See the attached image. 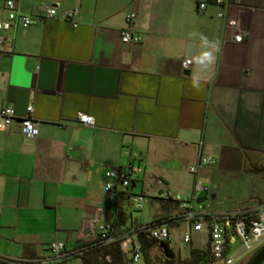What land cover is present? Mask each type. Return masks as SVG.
<instances>
[{
  "label": "crops",
  "instance_id": "obj_1",
  "mask_svg": "<svg viewBox=\"0 0 264 264\" xmlns=\"http://www.w3.org/2000/svg\"><path fill=\"white\" fill-rule=\"evenodd\" d=\"M71 9L76 26L61 17ZM17 10L36 22L0 32V109L21 118L32 107L38 134L0 131V257L42 258L52 242L71 250L90 219L112 221L116 208L121 230L146 224L126 213L128 197L106 202L108 170L140 166L128 194L148 179L164 218L174 206L160 197L178 194L159 188L191 195L195 181L203 188L264 158V0H19ZM127 28L139 43L120 42ZM204 153L217 158L213 177L210 166L191 176Z\"/></svg>",
  "mask_w": 264,
  "mask_h": 264
},
{
  "label": "built area",
  "instance_id": "obj_2",
  "mask_svg": "<svg viewBox=\"0 0 264 264\" xmlns=\"http://www.w3.org/2000/svg\"><path fill=\"white\" fill-rule=\"evenodd\" d=\"M19 0H2L6 12V18L0 21V32H8L15 27L23 29L31 26L36 19L24 16L17 10ZM221 6H227L228 0H211ZM204 9L205 2L198 5ZM40 13L46 18L53 19L57 16V10L44 4L40 8ZM77 11L74 9L63 10L61 17L63 21L70 22L74 26ZM222 17V15H219ZM134 18L133 14L127 16V22ZM235 42L242 40L241 35H236ZM3 39H0V44ZM120 42L122 44H137L139 37L132 34L131 29L127 28L120 32ZM191 61L185 60L181 63V69L187 70ZM78 120L83 125H92L93 119L85 115H79ZM12 124L19 126L21 134L28 139L35 138L38 134V122L33 118V108L27 107L24 117H17L12 108L0 109V131L7 130ZM214 161L209 157L198 156L195 166L189 169L190 174H195L200 166H211ZM141 172L140 166L127 164L122 168L108 170L105 172L106 182L103 187L106 202L115 204L119 196H126L132 207L139 211L142 209L144 196L128 194L135 177ZM203 190L201 183L194 182L191 195L182 197L180 195L163 193L160 197L164 203H171L174 212L162 218L158 223H147L140 226L131 227L127 230L118 232L114 222H101L98 216H94L89 221V233L81 241L78 247L67 250L63 243L52 242L49 244L48 251L50 256L37 259L10 260L0 257L3 264H58L72 256L82 255L84 251L91 248H100L105 244L120 242V249L126 254L131 264H140L142 250L139 236L158 243H167L173 248L169 234L170 226H177L182 223L188 225V229L182 234L183 243H191V232H208L210 256L215 264H233L241 255L251 252L264 241V205H256L245 209L230 212H211L199 203V192ZM107 259V258H106ZM170 258L163 257V262Z\"/></svg>",
  "mask_w": 264,
  "mask_h": 264
},
{
  "label": "rangeland",
  "instance_id": "obj_3",
  "mask_svg": "<svg viewBox=\"0 0 264 264\" xmlns=\"http://www.w3.org/2000/svg\"><path fill=\"white\" fill-rule=\"evenodd\" d=\"M204 157H209L214 161V164L206 168L205 176L213 177V169L217 166V158L209 153H204ZM258 162L264 166V158H258ZM209 169V170H208ZM235 173L231 175H216V179L212 180L208 186L203 188L207 191L200 192L202 205L207 210L218 212H227L233 210H240L242 208L254 207L256 205H264V173L252 174L245 172L242 168L236 167ZM203 172H200V175ZM191 175V174H190ZM189 175V176H190ZM193 175V174H192ZM191 175V176H192ZM207 177V178H208ZM156 185L149 183V180L143 181V187L140 182L136 184L133 192L135 195L145 194L144 201L142 202V209L137 211L129 204L126 213L131 214L132 219L140 223H151L156 218H161L166 214V210L162 207L160 202L155 200ZM159 190H169L176 194H181L180 190L175 186L169 188L161 187ZM187 196V195H186ZM215 196V199H212ZM185 197V196H182ZM188 229L187 224H180L178 227H173L169 230L173 252L179 259L188 256L190 247L201 249L205 246L208 240V232L205 230L202 233L191 232V243L186 244L182 241V234ZM264 245V241L251 252H247L237 258L233 264H244L260 247ZM44 257L50 256L49 251L43 252ZM129 257V255H128ZM163 255L158 248L150 251L149 264H161ZM62 264H82L80 259L72 258ZM140 264H144L143 260Z\"/></svg>",
  "mask_w": 264,
  "mask_h": 264
},
{
  "label": "trees",
  "instance_id": "obj_4",
  "mask_svg": "<svg viewBox=\"0 0 264 264\" xmlns=\"http://www.w3.org/2000/svg\"><path fill=\"white\" fill-rule=\"evenodd\" d=\"M245 159V172L252 174L264 173L263 165L252 163L248 157H246ZM115 211L116 212L114 213L113 222L116 230L118 232H121L123 230H121L120 228L124 225L125 218L122 212L118 210V208H116ZM161 221L162 218L154 220L153 223H158ZM139 241L141 245L142 259L144 264H149L150 251L155 248L159 249L163 257L170 258L169 261H162L161 264H215L210 256L209 237L203 248L198 249L190 247L188 256L183 259L177 258V256L173 252V248L170 247L167 243H158L154 240L146 238L144 235L139 236ZM76 247H78V245H76ZM72 258L80 259L82 264H131L126 254L121 251L119 241L105 244L100 248L89 247L88 250L84 251L82 255H75L72 256ZM263 259L264 246L260 247L245 264H260Z\"/></svg>",
  "mask_w": 264,
  "mask_h": 264
},
{
  "label": "clouds",
  "instance_id": "obj_5",
  "mask_svg": "<svg viewBox=\"0 0 264 264\" xmlns=\"http://www.w3.org/2000/svg\"><path fill=\"white\" fill-rule=\"evenodd\" d=\"M205 56L208 58L209 62L214 60V57L210 53H205Z\"/></svg>",
  "mask_w": 264,
  "mask_h": 264
},
{
  "label": "water",
  "instance_id": "obj_6",
  "mask_svg": "<svg viewBox=\"0 0 264 264\" xmlns=\"http://www.w3.org/2000/svg\"><path fill=\"white\" fill-rule=\"evenodd\" d=\"M188 74H189L188 72H184V75L187 76ZM131 188H133V184H132ZM260 264H264V259L260 262Z\"/></svg>",
  "mask_w": 264,
  "mask_h": 264
},
{
  "label": "flooded vegetation",
  "instance_id": "obj_7",
  "mask_svg": "<svg viewBox=\"0 0 264 264\" xmlns=\"http://www.w3.org/2000/svg\"><path fill=\"white\" fill-rule=\"evenodd\" d=\"M263 246H264V245H263ZM248 260H249V259H248ZM248 260H246L245 263H246ZM245 263H244V264H245Z\"/></svg>",
  "mask_w": 264,
  "mask_h": 264
}]
</instances>
